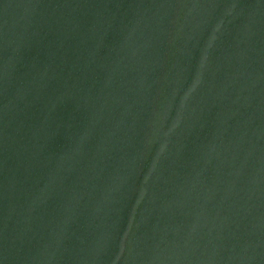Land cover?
<instances>
[{
	"label": "water",
	"instance_id": "95a60500",
	"mask_svg": "<svg viewBox=\"0 0 264 264\" xmlns=\"http://www.w3.org/2000/svg\"><path fill=\"white\" fill-rule=\"evenodd\" d=\"M0 264H264V0H0Z\"/></svg>",
	"mask_w": 264,
	"mask_h": 264
}]
</instances>
